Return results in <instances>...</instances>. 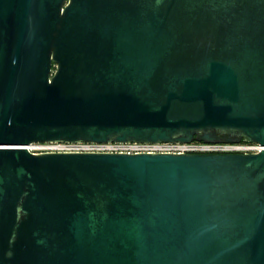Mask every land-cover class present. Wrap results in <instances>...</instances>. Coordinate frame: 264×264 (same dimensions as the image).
I'll use <instances>...</instances> for the list:
<instances>
[{
  "label": "water",
  "instance_id": "1",
  "mask_svg": "<svg viewBox=\"0 0 264 264\" xmlns=\"http://www.w3.org/2000/svg\"><path fill=\"white\" fill-rule=\"evenodd\" d=\"M0 264H264V0H0Z\"/></svg>",
  "mask_w": 264,
  "mask_h": 264
},
{
  "label": "built area",
  "instance_id": "2",
  "mask_svg": "<svg viewBox=\"0 0 264 264\" xmlns=\"http://www.w3.org/2000/svg\"><path fill=\"white\" fill-rule=\"evenodd\" d=\"M32 153L41 152H107V153H256L261 146L252 143L205 144L179 143H35L27 147Z\"/></svg>",
  "mask_w": 264,
  "mask_h": 264
}]
</instances>
